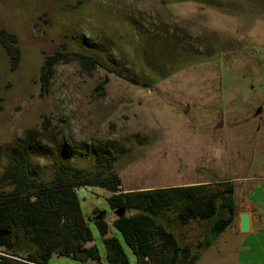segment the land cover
I'll return each instance as SVG.
<instances>
[{"label":"rangeland","instance_id":"1","mask_svg":"<svg viewBox=\"0 0 264 264\" xmlns=\"http://www.w3.org/2000/svg\"><path fill=\"white\" fill-rule=\"evenodd\" d=\"M0 28L20 51L12 69L0 44V146L33 137L48 151L33 156L38 177L49 179L55 161L93 170L101 145L117 155L122 191L226 180L237 211L245 193H264V0H0ZM76 194L86 220L93 208L109 212L108 190ZM87 221L100 259L51 264H106ZM226 233L220 254L212 246L197 264H264V230L237 237L251 249L240 256Z\"/></svg>","mask_w":264,"mask_h":264},{"label":"trees","instance_id":"2","mask_svg":"<svg viewBox=\"0 0 264 264\" xmlns=\"http://www.w3.org/2000/svg\"><path fill=\"white\" fill-rule=\"evenodd\" d=\"M0 44L14 69L20 53L16 34L0 28ZM75 56L83 64H102L94 55ZM55 59H44L42 78L52 72ZM0 153V264H51L52 255L98 261L87 220L105 246L106 264H194L237 213L234 185L226 180L122 191L112 173L117 155L101 145L92 148L93 170L55 161L49 179L35 174L34 154L48 151L33 137L26 134L0 146ZM85 186L111 192L109 212L123 208L124 214L109 219V212L93 208L86 220L76 194ZM111 227L120 233L133 263Z\"/></svg>","mask_w":264,"mask_h":264},{"label":"crops","instance_id":"3","mask_svg":"<svg viewBox=\"0 0 264 264\" xmlns=\"http://www.w3.org/2000/svg\"><path fill=\"white\" fill-rule=\"evenodd\" d=\"M171 186H180V185H171ZM259 187V186H258ZM256 186L255 189L258 188ZM146 189V188H144ZM249 193V192H248ZM263 191L261 192V194ZM252 194V193H251ZM250 193L244 194L243 200L238 203V211L236 213V216L234 218V221L232 225H230L228 228H226L215 240V242L209 246L201 255V257L194 263L197 264L206 254V252L214 246L216 248L215 254L218 255L222 251V248L225 247L231 238L230 234H227L226 232L229 230L232 232L234 237V242L238 245H235L237 255L240 256V254H246L248 253L250 249L249 244H245V241H240L237 243V237L240 236L241 233H249L250 235H254L255 238L262 237V231L264 230V193L260 196V198L253 194L251 196V199L249 198ZM242 212H247L249 215V230L247 232H242L240 230V222H239V215ZM254 249H258L262 246V241H256L254 244Z\"/></svg>","mask_w":264,"mask_h":264},{"label":"water","instance_id":"4","mask_svg":"<svg viewBox=\"0 0 264 264\" xmlns=\"http://www.w3.org/2000/svg\"><path fill=\"white\" fill-rule=\"evenodd\" d=\"M221 123H219L220 126ZM124 214L123 208L115 212L117 217H121ZM240 230L242 232H247L249 230V215L247 212H242L239 215Z\"/></svg>","mask_w":264,"mask_h":264},{"label":"built area","instance_id":"5","mask_svg":"<svg viewBox=\"0 0 264 264\" xmlns=\"http://www.w3.org/2000/svg\"><path fill=\"white\" fill-rule=\"evenodd\" d=\"M84 188H86V189H92L91 186H85Z\"/></svg>","mask_w":264,"mask_h":264}]
</instances>
